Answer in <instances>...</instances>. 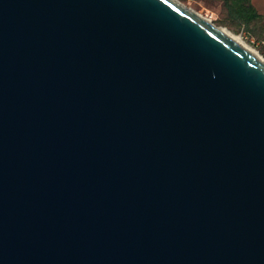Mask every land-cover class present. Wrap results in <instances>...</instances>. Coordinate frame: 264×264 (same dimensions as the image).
<instances>
[{
    "label": "water",
    "instance_id": "water-1",
    "mask_svg": "<svg viewBox=\"0 0 264 264\" xmlns=\"http://www.w3.org/2000/svg\"><path fill=\"white\" fill-rule=\"evenodd\" d=\"M0 264H264V63L177 0H0Z\"/></svg>",
    "mask_w": 264,
    "mask_h": 264
},
{
    "label": "rangeland",
    "instance_id": "rangeland-1",
    "mask_svg": "<svg viewBox=\"0 0 264 264\" xmlns=\"http://www.w3.org/2000/svg\"><path fill=\"white\" fill-rule=\"evenodd\" d=\"M194 10L216 26L238 36L251 50L264 60V0H177ZM250 4L255 17L238 16V4Z\"/></svg>",
    "mask_w": 264,
    "mask_h": 264
},
{
    "label": "bare ground",
    "instance_id": "bare-ground-1",
    "mask_svg": "<svg viewBox=\"0 0 264 264\" xmlns=\"http://www.w3.org/2000/svg\"><path fill=\"white\" fill-rule=\"evenodd\" d=\"M218 28L223 33H225L227 36H229L234 42H236L237 44H239L243 49H245L247 52H249L250 54H252L253 56H255L256 58H258L260 61H262L264 63V60L261 59V57L256 52H254L248 46H246L238 36L233 35L231 32L227 31L224 28H221V27H218Z\"/></svg>",
    "mask_w": 264,
    "mask_h": 264
},
{
    "label": "trees",
    "instance_id": "trees-1",
    "mask_svg": "<svg viewBox=\"0 0 264 264\" xmlns=\"http://www.w3.org/2000/svg\"><path fill=\"white\" fill-rule=\"evenodd\" d=\"M237 11H238V16L246 19H252L256 16L255 13L252 11V8L248 3V1H246V3L242 2L238 4Z\"/></svg>",
    "mask_w": 264,
    "mask_h": 264
}]
</instances>
